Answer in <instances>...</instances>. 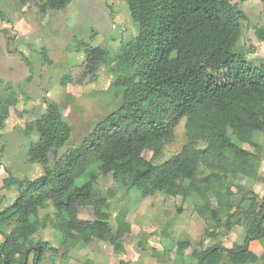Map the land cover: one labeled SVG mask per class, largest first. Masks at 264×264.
<instances>
[{
  "label": "trees",
  "instance_id": "trees-1",
  "mask_svg": "<svg viewBox=\"0 0 264 264\" xmlns=\"http://www.w3.org/2000/svg\"><path fill=\"white\" fill-rule=\"evenodd\" d=\"M121 1L138 25L137 37L123 40L115 51L95 47L94 35L89 41L74 40V50L85 55L80 68L87 84L98 82L100 68L112 58L118 63L109 90L117 92L119 106L69 148L72 122L58 103L44 98L45 113L24 131L29 161L43 172L34 181L4 180L6 189L18 184L19 195L0 211V264H42L47 253L59 257V264H69L71 251L93 240L111 245L115 255L125 254V234L114 231L109 199L96 190L99 178L109 175L127 192L137 190L144 198L160 194L193 199L194 212L216 224L203 240L221 241L236 225L245 226L244 245L228 249L218 242L194 250L198 264H254L251 244L264 240V197L241 187L235 192L230 184L239 176L264 184V145L256 139L264 133V63L253 66L237 51L247 19L244 11L235 0ZM71 3L41 0L40 13L64 11ZM254 33L264 42V26H256ZM39 53L51 63L47 48ZM74 82L72 69L60 79L62 87ZM0 84L7 91L5 98L0 94L3 130L11 110L30 99L19 86ZM182 121L185 145L157 164ZM49 207L53 218L42 219L41 210ZM84 208L94 210V220L80 218ZM49 226L60 235L58 248L47 241L35 244V236ZM177 246L181 254L191 243Z\"/></svg>",
  "mask_w": 264,
  "mask_h": 264
},
{
  "label": "rangeland",
  "instance_id": "rangeland-1",
  "mask_svg": "<svg viewBox=\"0 0 264 264\" xmlns=\"http://www.w3.org/2000/svg\"><path fill=\"white\" fill-rule=\"evenodd\" d=\"M40 1L0 0V80L19 86L30 99L11 110L5 128L0 130V211L12 205L19 195L18 184L3 188L7 177L34 181L43 172L40 165L29 161V140L24 131L28 123L45 113L44 98L58 103L63 114L71 120L73 131L69 148L79 145L101 117L119 106L117 92L109 90L116 78L118 63L112 58L100 68L98 82L87 84L81 79L83 69L80 68L85 55L74 50V40L89 41L94 35L95 47L115 51L123 40L138 35V25L121 0H72L66 10L48 11L46 15L40 13ZM234 3L247 17L242 23L243 33L237 51L249 64L260 66L264 63V42L258 41L254 28L264 26V0L244 3L235 0ZM41 48H47L51 63L43 60L39 53ZM70 69L75 82L62 87L60 79ZM0 94L4 98L7 96L3 84H0ZM256 139L264 145V133ZM185 143V121H182L177 127L175 141L166 146L156 163L166 162L179 153ZM260 176H264V159ZM230 184L235 192L241 187L264 197L261 182L239 176ZM96 190L109 199V221L114 231L125 234L126 253L115 255L111 245L93 240L90 245L71 251V264H198L192 257L194 250L204 251L218 242L228 249L245 244L243 224L221 236V241L203 240L206 231H215L216 224L204 221L194 212L193 199L185 201L181 197L160 194L144 198L137 190L127 192L111 175L101 176ZM46 215L53 218L52 207L41 210V218ZM95 217L92 208L80 211V218L85 221ZM40 240L49 242L54 248L60 247V235L50 226L35 236V244ZM181 242H190L191 247L180 254L177 244ZM251 250L257 256L254 264H264V240L252 242ZM59 263V257L55 259L47 253L42 264Z\"/></svg>",
  "mask_w": 264,
  "mask_h": 264
},
{
  "label": "crops",
  "instance_id": "crops-1",
  "mask_svg": "<svg viewBox=\"0 0 264 264\" xmlns=\"http://www.w3.org/2000/svg\"><path fill=\"white\" fill-rule=\"evenodd\" d=\"M3 240H4V237H3V235L0 233V246H1L2 242H3ZM0 258H1V255H0ZM70 264H71V263H70Z\"/></svg>",
  "mask_w": 264,
  "mask_h": 264
}]
</instances>
